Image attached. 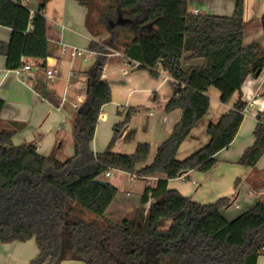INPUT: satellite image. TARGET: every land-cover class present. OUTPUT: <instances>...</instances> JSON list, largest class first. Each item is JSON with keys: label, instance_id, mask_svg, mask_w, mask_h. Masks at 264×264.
Masks as SVG:
<instances>
[{"label": "trees", "instance_id": "obj_1", "mask_svg": "<svg viewBox=\"0 0 264 264\" xmlns=\"http://www.w3.org/2000/svg\"><path fill=\"white\" fill-rule=\"evenodd\" d=\"M27 0H0V25L12 30L9 43L0 41V56L8 70L37 63L44 71L50 56L46 0L32 14ZM89 8L88 0H79ZM232 16L194 15L189 0H112L103 15L106 40L92 41L88 50L97 54L87 72L89 106L73 119L74 155L59 161L56 154L44 156L35 144L16 146L15 135L23 129L10 123L0 129V241L26 242L35 239L39 255L29 264H61L64 260L85 264H257L264 255V202L228 220L223 211L229 198L199 204L168 181L196 171L207 173L217 164L219 152L230 147L248 103L242 87L249 76L264 71V48L260 43L244 45L245 0H233ZM119 17L131 22L116 24ZM90 9L87 16L89 29ZM110 21L115 23L111 28ZM264 29V19L262 21ZM89 31L94 36L104 32ZM123 33V34H122ZM123 39V41H121ZM122 52L159 77L162 68L174 79V94L166 106L170 113L180 109L181 121L157 151L154 162L138 170L149 158L151 145L140 143L133 154H120L113 147L128 127L137 109H130L125 122L115 126L113 138L103 153H94L92 142L101 109L112 100L102 73L108 55ZM201 58L205 64L188 71L182 62ZM33 68V66H32ZM39 74V73H37ZM210 87L227 104L235 93L239 100L218 124H211L208 145L185 160L177 153L195 126L210 109ZM5 102L0 100V116ZM255 142L238 161L255 168L264 156V114L257 116ZM118 170L141 178L162 175L155 186H147L136 212L119 222L105 217L118 189L104 174ZM97 179L104 180L99 184ZM153 199L148 212L145 206Z\"/></svg>", "mask_w": 264, "mask_h": 264}, {"label": "crops", "instance_id": "obj_2", "mask_svg": "<svg viewBox=\"0 0 264 264\" xmlns=\"http://www.w3.org/2000/svg\"><path fill=\"white\" fill-rule=\"evenodd\" d=\"M42 2L43 0H27L25 5L34 14L39 12ZM189 10H198L200 14L232 16L235 4L233 0H189ZM88 13V6L81 4L79 0H46L44 15L48 22V61L58 62V76L54 80L48 81L44 71L39 72L34 67L39 62L24 59L33 66V73L37 75V82H26L17 70H8L6 58L0 56V100L5 102L0 116V129L10 123L24 125L13 138L16 146L35 144L40 154L50 156L55 153L59 161H65L74 155L73 119L76 113L82 112L89 105L87 72L93 66L83 68V62L79 60L85 51L97 57L96 53L88 50L90 43L106 40L107 35H110L107 32L100 36L92 35L86 23ZM263 19L264 0H245V46L260 43L264 48ZM111 22L110 26L113 28L115 25ZM11 38L12 30L0 25V41L9 43ZM62 44L67 46L66 54L70 56L67 74L62 73L60 67ZM72 48L80 50L81 56L72 59ZM190 56L188 53L182 62L184 71L205 64L204 59ZM138 64L127 59L122 52H114L108 56L102 80L109 82L112 100L101 109L92 150L96 154L103 153L113 138L115 126L125 122L130 109H137L113 151L133 154L140 143H149V158L137 168L141 170L154 162L158 147L172 135L183 112L177 109L167 113L165 110L174 94V79L164 70L159 71V77H154L148 70L139 69ZM80 90L85 92L82 97L77 94ZM207 94L211 100L210 109L181 145L177 153L180 161L208 145L211 140L209 126L218 124L240 97L237 92L229 103L224 104L218 89L210 87ZM63 97H66V102L59 108ZM242 99L248 103L244 120L230 147L217 154L215 167L207 173L193 171L168 181L169 189L177 190L199 204H213L221 198H229L231 206L223 211L228 220L251 209L257 202H264V156L255 168L238 164L246 149L255 142L254 130L258 114H264V71L260 76L247 78L242 87ZM163 178L157 174L141 178L114 170L113 175L105 181L114 185L118 193L105 212V217L112 222L131 217L141 205L146 187L155 186ZM153 202V199L149 200L145 206L146 212ZM234 207L241 213H230ZM38 255L39 248L35 239L13 243L0 241V264H29ZM61 264L85 263L64 260ZM257 264H264V255L258 258Z\"/></svg>", "mask_w": 264, "mask_h": 264}, {"label": "rangeland", "instance_id": "obj_3", "mask_svg": "<svg viewBox=\"0 0 264 264\" xmlns=\"http://www.w3.org/2000/svg\"><path fill=\"white\" fill-rule=\"evenodd\" d=\"M110 1L112 0H88L90 9L89 29L91 31L100 30L105 33V31L108 30V28L106 29V24L102 18L104 14H107L109 12ZM106 35L107 34H105V36ZM107 37L109 38L110 35H107ZM121 41H123V39ZM96 58L97 57L95 55L91 54L88 51H85L84 56L81 58V60H79L83 62L81 67H91L95 63ZM69 59V54H66L62 57V60L60 62L61 72L64 74H67L69 71ZM116 175L118 176V174ZM130 192H133V190L130 189ZM236 212L241 213L239 212V210L235 209V207L230 211V213Z\"/></svg>", "mask_w": 264, "mask_h": 264}, {"label": "built area", "instance_id": "obj_4", "mask_svg": "<svg viewBox=\"0 0 264 264\" xmlns=\"http://www.w3.org/2000/svg\"><path fill=\"white\" fill-rule=\"evenodd\" d=\"M194 15H199L200 12L198 10H194L192 12ZM67 53V46L62 44V52L61 54L64 56ZM71 57L72 59H75L79 56H81L82 52L80 50H78L77 48H72L71 52ZM111 55V54H110ZM108 55V56H110ZM46 64V68L44 70V74L45 77L48 81L54 80L57 78L58 76V62L57 60H55V62L53 60H51V62L48 61V59L45 61ZM139 66V64H138ZM163 69L160 68L159 71H162ZM17 73L19 75L24 76V80L26 82H30V81H35L37 82V75L33 73V68L31 65L29 64H24L22 65L19 69H17ZM29 74H32V76H28ZM37 84V83H36ZM66 89L68 90V86L66 87ZM79 97L84 96L85 92L83 90H80L78 93ZM66 102V97H63L62 101L59 103V108L62 107L64 105V103ZM114 170L110 169L108 170L105 174H104V178H110L113 175Z\"/></svg>", "mask_w": 264, "mask_h": 264}, {"label": "water", "instance_id": "obj_5", "mask_svg": "<svg viewBox=\"0 0 264 264\" xmlns=\"http://www.w3.org/2000/svg\"><path fill=\"white\" fill-rule=\"evenodd\" d=\"M130 22L131 21L129 19H123V17H119V19L117 20L116 24H118L120 26H125V25L129 24ZM113 25H115V23ZM88 106H87V108H88ZM87 108L84 109L82 112L86 111ZM96 182L99 183V184H102V185L106 183L104 180H101V179H97Z\"/></svg>", "mask_w": 264, "mask_h": 264}, {"label": "flooded vegetation", "instance_id": "obj_6", "mask_svg": "<svg viewBox=\"0 0 264 264\" xmlns=\"http://www.w3.org/2000/svg\"><path fill=\"white\" fill-rule=\"evenodd\" d=\"M111 24H112V22H111Z\"/></svg>", "mask_w": 264, "mask_h": 264}]
</instances>
